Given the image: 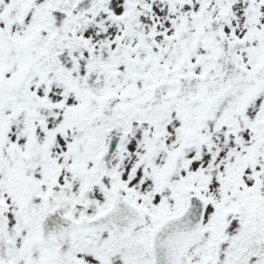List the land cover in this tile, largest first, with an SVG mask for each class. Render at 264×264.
<instances>
[{
  "label": "snow or ice",
  "instance_id": "1",
  "mask_svg": "<svg viewBox=\"0 0 264 264\" xmlns=\"http://www.w3.org/2000/svg\"><path fill=\"white\" fill-rule=\"evenodd\" d=\"M0 264H264V0H0Z\"/></svg>",
  "mask_w": 264,
  "mask_h": 264
}]
</instances>
